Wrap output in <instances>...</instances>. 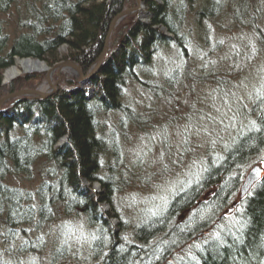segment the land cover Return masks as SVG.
Segmentation results:
<instances>
[{"label": "trees", "instance_id": "16d2710c", "mask_svg": "<svg viewBox=\"0 0 264 264\" xmlns=\"http://www.w3.org/2000/svg\"><path fill=\"white\" fill-rule=\"evenodd\" d=\"M134 2L0 0V14L17 5L28 12L14 40L0 25V72L18 58L49 65L65 58L88 74L105 50L114 19ZM143 2L150 21L137 20L120 33L84 91L77 92V79L66 76L63 91L50 100H20L9 114L0 113V264H264V178L240 199L247 174L257 165L264 168V87L254 92L247 110L230 67L264 57V0ZM226 22L250 37L243 46L234 41L218 61L211 48L223 46ZM64 47L66 55L60 52ZM247 49L252 58L244 54ZM202 85H215L210 101L198 98ZM131 86L157 104L172 89L185 96L183 116L168 119L172 129L183 128L185 156L189 133L207 125L226 140L208 150L183 184L166 190L173 192L163 211L128 229L115 198L134 179L148 190L153 179L136 180L135 172L130 179L119 160L113 118L118 129L131 124L149 132L154 126L152 107L139 112L129 97ZM227 105L237 124L224 127L215 116L217 107ZM157 128L162 149L169 151L167 127ZM177 162L167 164L158 179L182 166L179 154ZM23 176L39 179L34 191L16 185ZM96 184L102 192L93 190ZM106 203H114L112 213L103 210ZM119 217L115 228L112 218Z\"/></svg>", "mask_w": 264, "mask_h": 264}, {"label": "rangeland", "instance_id": "374dc122", "mask_svg": "<svg viewBox=\"0 0 264 264\" xmlns=\"http://www.w3.org/2000/svg\"><path fill=\"white\" fill-rule=\"evenodd\" d=\"M20 2L26 0H19ZM29 1V0H28ZM142 1L143 7L145 8V12L147 13V7L145 6V3ZM137 6V0H135L132 7H125L126 11H129V13H126L125 16L121 17L116 24L119 23V25H116L112 30L110 31L109 40L107 39L106 42L108 43V48L110 51L115 49L113 43L115 40H117L118 36L124 34L126 32V29L131 25V23H136L137 20L140 22L147 23L150 21V18L145 17H138V13L132 12L136 9ZM21 7V9H19ZM19 9V10H18ZM27 11L21 6L17 5L15 7H12L8 13L0 14V25L2 30H4V33L9 34L10 38H13V40L17 37V34L22 32V26L19 24L20 20L24 21L25 15H27ZM114 22V21H113ZM226 25V26H225ZM225 25H223V29L225 30V35L227 38L221 39L223 42V46L220 47L219 50L215 48V45L213 49L211 48V52L213 53L212 58H215L218 61H222L225 56H228V51L231 48V44L237 43L238 45H245L246 41L249 40L250 35L244 31L243 29H237L234 28L230 22H226ZM228 26V27H227ZM111 28V27H110ZM232 29V30H229ZM223 30V31H224ZM164 31V30H163ZM123 32L122 34H120ZM245 32V34H244ZM219 35V34H218ZM220 40V41H221ZM230 43V45H229ZM229 46V47H228ZM67 48H61V53L67 54ZM251 49L243 50L245 55H248L251 57ZM171 53L168 52V56H171ZM204 53V52H203ZM203 53H201V56H203ZM252 58V57H251ZM106 59V56H105ZM104 59V61H105ZM172 61L173 57L171 56L168 58V61ZM39 61L33 58L29 59H21L18 58L15 60L14 65L9 67L6 71L0 72V102L4 99H7L9 95L11 94H17L22 91H38L40 94H45L47 97H45L43 100H50L52 96H57L59 92L63 91L65 83H66V76L73 78H76L77 81L80 79V76L74 71V69L68 67V66H62L60 68L59 65H61L63 62H73L72 61H66L65 58L62 60V62L56 63V64H47L46 62L40 60L39 62H42L48 66V69L51 71L54 68L56 70H53L51 75H47L46 72L41 71L40 73L33 72V71H24L19 74V76H16L12 78V81H7L6 75L7 72L14 67H17V63L19 61ZM247 62V63H246ZM240 69H236L234 66V62L231 67V72L233 77L232 80L238 85L236 88L237 98L239 97L240 103L242 105H245L247 110H249L252 106V99L253 94L256 90H259V88L264 87V57L258 56L256 60L253 61H246ZM78 65V64H77ZM80 66V65H79ZM226 66V65H225ZM224 66V67H225ZM246 70H245V68ZM58 68V69H57ZM216 68V67H215ZM220 68V65L219 67ZM81 69V66H80ZM81 74H83V70L81 69ZM88 81L87 79L83 82H79V88L77 92L84 91L85 90V84ZM156 83H160L159 80H156ZM82 84V85H81ZM84 84V85H83ZM161 84V83H160ZM130 87L131 92L129 90V97L132 98L134 101V105L139 108V112H143L145 109H149L148 107H152V112L150 115L149 123L154 126L150 129V131H145L146 127H142L141 131L139 129L135 128L131 124L128 126H125L127 129L119 128L118 129V121L113 118V121L116 125V134H117V140L120 138L121 140V153L119 156V160L124 161L123 166L125 167L124 172L128 173L129 178L131 179V173L135 172L136 175H138L136 180L143 179V177L147 178H153L151 180L152 186L150 185L149 190L146 187H143L142 183L135 182V179L133 182H130L129 186H126L123 188L122 194L118 195L115 198V205L118 207V209L121 211L120 214L129 221L128 225L126 226L128 229L132 227L134 223L137 222L141 217L142 221H145L148 218L154 217L157 215V213L163 211L166 207V205L169 204V201L172 197L173 191L166 190L169 187H174L176 184L180 185L183 184L186 179L184 176H187V174H190L193 168L197 167L199 163L201 162L200 159L204 160L207 159V153L208 150L210 151L212 146H215V148L220 147L219 145L224 144L223 138H216L213 132L215 131L214 127L211 129L210 126L207 127L199 132L196 133H189L190 139H189V151L190 154L189 157L185 156V151L188 150L187 147L184 148L183 145V137H182V131L183 128L176 126L174 129H172L171 126L168 124V119L173 116L181 117L183 116L184 112L186 111L187 106L185 105L186 98L185 96H177L180 91L178 90H170L171 94L168 93L167 98H164L161 102L157 104L155 99H152L142 88L139 89L138 94L133 93L135 88ZM215 88V85H207V86H201L200 88H196V92L198 95V98L201 99L203 102L210 101L209 98H211V94H213V90ZM74 91V93H77ZM91 93H94L91 92ZM28 98V100H35L40 102L41 96L36 94H27L24 95ZM149 96V97H148ZM164 96V97H166ZM15 98L10 99L7 103L0 106V113L6 114L10 113V108L14 106L13 103ZM24 100V99H23ZM135 100H137L135 102ZM200 107L205 109L204 111L207 113L210 112L212 115V112L209 110V108H204L205 106H202V103H199ZM185 105V107H184ZM241 109V106H238V109ZM143 111H142V110ZM149 109V111H151ZM216 116H215V123L217 121L221 120V123H224V127L228 126H234L237 124V122L232 119L233 118V110L232 108L227 106H219L216 109ZM110 117V115L108 116ZM107 117V118H108ZM143 121L142 123H144ZM166 122V127L165 124ZM246 124V122H244ZM160 127V130H163V128L166 129L165 137L168 139V147L170 148L169 151H166L165 149H162V141L163 139L159 136L158 128ZM218 130V129H217ZM184 132V131H183ZM225 136V134H223ZM116 136V135H114ZM223 136V137H224ZM64 140L60 141L58 146L64 145ZM177 154L181 155L182 159L185 161L182 166L177 167L175 170L170 171L167 173V175L160 176L162 178L159 179H165V183H159L158 176L161 175V173L164 172L165 166L169 164L170 166L176 167L179 163L177 162ZM109 162V161H108ZM262 166V165H260ZM263 167V166H262ZM183 173V174H182ZM36 174V173H35ZM34 174V175H35ZM182 175L179 177V175ZM135 176V174H134ZM157 178V179H156ZM29 180V181H28ZM154 181L156 182L155 185H160L158 187L154 186ZM167 181V182H166ZM16 185L22 186V188H27L30 191H34L33 189L35 186L39 183V179L36 177L31 182L30 179L25 178L23 176V179L21 178L19 181H15ZM86 185V184H85ZM147 186V184H146ZM93 190H95L97 193L102 192V185L96 184L93 186ZM149 197V198H148ZM106 203L102 204L103 210L106 213H112L113 209H115V205ZM114 207V208H113ZM144 212V215H143ZM189 215L187 216V218ZM121 219L122 218H112V226L115 228H120L121 226ZM69 221V220H68ZM67 221V222H68ZM126 222V221H125ZM74 223V222H73ZM130 226V227H128ZM53 239V238H52ZM51 239V240H52ZM50 241V240H49ZM51 243V241H50Z\"/></svg>", "mask_w": 264, "mask_h": 264}, {"label": "water", "instance_id": "95a60500", "mask_svg": "<svg viewBox=\"0 0 264 264\" xmlns=\"http://www.w3.org/2000/svg\"><path fill=\"white\" fill-rule=\"evenodd\" d=\"M144 9L145 8L143 7L142 1L141 0H137L136 9L133 10L132 12H135V13L137 12L139 14L138 17L142 16V17H145V18H147V17L149 18V14L146 13ZM126 13H129V11L125 10L124 12L119 14L114 19V22L112 23L110 30H112L115 27L116 22L119 19H121V17L125 16ZM108 52H109V48H108V42H107V45L105 47V50H104L103 54L98 59L95 67H93L92 70L87 75H82L81 74L80 66L77 65L74 61L73 62H63L59 66H60V68H62V66H68V67L74 69V71H76V73L80 76V79L77 82H83L84 80L91 78L95 74V72L98 71V69L102 65V62L104 61L105 56L108 54ZM53 70H56V68H54ZM53 70H51V71L47 70V72H46L47 75H51ZM27 94H29V95L30 94H36V95H39V96L42 95L43 98L47 97V95L42 94V93L40 94L38 91H32V90H30V91H22V92H19L17 94L9 95V97H7V99H4L3 101L0 102V106H2L3 104L7 103L12 98H16V97H19V96H24V95H27ZM245 178L246 179H245V181L242 184L241 192H240V199L241 200L251 192V190L253 189V186L255 184H257V183H259L260 181L263 180V178H264V168H262L259 165L253 167L252 170L247 174V176ZM228 214L229 215L232 214V211L230 210V212Z\"/></svg>", "mask_w": 264, "mask_h": 264}, {"label": "bare ground", "instance_id": "6f19581e", "mask_svg": "<svg viewBox=\"0 0 264 264\" xmlns=\"http://www.w3.org/2000/svg\"><path fill=\"white\" fill-rule=\"evenodd\" d=\"M116 25H119V23ZM22 70L28 71V72L33 71V72L40 73L41 71L47 72V70L49 69H48V66H46V64L39 62V61H33V60L19 61L17 63V67H14L13 69L7 72V75H6L7 81H12V78L19 76Z\"/></svg>", "mask_w": 264, "mask_h": 264}]
</instances>
